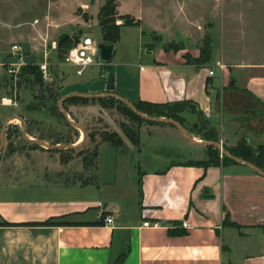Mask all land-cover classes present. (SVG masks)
Masks as SVG:
<instances>
[{"label":"crops","instance_id":"0c3cea01","mask_svg":"<svg viewBox=\"0 0 264 264\" xmlns=\"http://www.w3.org/2000/svg\"><path fill=\"white\" fill-rule=\"evenodd\" d=\"M215 45L204 65L187 62L183 51L169 54L156 46L147 62L124 63L127 71L116 75L115 92L132 102L193 101L202 114L185 118L192 125L206 123L227 147L264 145V61L246 54L230 58L224 50L219 56ZM106 75L85 91H105ZM119 134L125 146L116 149L141 159V148ZM142 134L175 138L182 156L161 170L137 168V178L132 169L130 196L118 190L102 194L100 154L106 144L99 147V168L89 184H83L90 174L82 162L73 176L39 174L25 169V161L14 176L0 175V264H113L126 251L124 264H264V176L241 164L182 165L204 160L192 148L207 147L192 144L172 125L141 126ZM226 213L240 230L223 225ZM103 214L113 222L107 224L105 216L103 224H88L101 222ZM48 220L64 224H38ZM147 221L160 225L145 227ZM176 228L188 234L170 236L168 230ZM231 228L238 233L229 232L227 240Z\"/></svg>","mask_w":264,"mask_h":264},{"label":"rangeland","instance_id":"374dc122","mask_svg":"<svg viewBox=\"0 0 264 264\" xmlns=\"http://www.w3.org/2000/svg\"><path fill=\"white\" fill-rule=\"evenodd\" d=\"M104 5L105 0H0V138L8 118L18 115L24 121L23 124L20 120H13L6 127L0 154V175L14 176L22 167L19 166L22 161L27 164L25 169L33 168L39 174L62 172L73 176L80 173L81 159L75 157L76 153L72 154L73 160L62 164L60 153L48 151L43 146L33 148V142L26 143L24 127L26 131L31 129L28 134L31 139L43 137L49 144L57 139H62L63 144H68L65 140H73L77 150L89 151L95 145L88 137L89 133L109 130L118 131L125 137L120 124H130L117 109H105L98 101L86 105H64L63 102L70 118L86 129L84 143L79 141L83 135L81 130L77 129L78 133L73 131L60 116L55 123L48 110L44 109L43 103L47 106L54 103L49 99L50 91L43 88L45 85L28 88L18 84V73L24 66L40 67L47 63V73H42L46 85H62L58 89L61 95L57 100L59 109L58 103L63 96L72 92L91 93L85 89L98 87L104 72L108 73L107 78L110 73L121 78L127 71L124 63L147 62L151 56L149 52L156 46H162L169 54L183 51L189 63L200 57L207 45L212 47L213 42L219 56L224 50L230 58L246 54V58L251 60L264 61V0H117L115 23L120 25L127 17L134 24L122 27L120 39L108 62L100 58V63L86 67L83 75L79 76L76 68L66 61L58 63V39L64 34L80 40L90 36L99 44L104 36L99 13ZM54 42L56 48H53ZM222 43L224 48L217 50ZM15 45L20 47L17 52L13 50ZM56 73L60 76L59 83L54 81ZM82 84H87L86 88ZM4 99L12 103L8 104ZM188 114L191 112L187 111L185 117ZM185 121L187 126H193L186 118ZM199 129L202 132L195 131L194 134L201 135L205 131ZM140 146L143 152L141 159L137 156L132 158L126 150H117L106 144L100 154L103 196L111 190L130 196V190L134 189L132 169L136 168L137 178V168L161 170L182 156L177 140L160 134L151 137L142 134ZM192 149L197 158L208 159L209 153L205 148ZM114 153H117L115 157ZM97 165L99 168V163ZM229 232L238 233L235 229H226L227 240H230Z\"/></svg>","mask_w":264,"mask_h":264},{"label":"trees","instance_id":"16d2710c","mask_svg":"<svg viewBox=\"0 0 264 264\" xmlns=\"http://www.w3.org/2000/svg\"><path fill=\"white\" fill-rule=\"evenodd\" d=\"M117 0H105V5L102 7L100 13H99V20H100V26L102 28V32L104 35L107 36L109 43L116 44L120 39L121 29L122 27L132 26L134 23L127 17L123 19V23L120 25H117L115 23L116 16H117ZM80 42V39L78 37H73L68 34L61 35L58 39V45L56 49L57 54V61L58 63H65L67 53L70 49L77 46V44ZM212 47L206 46L204 50L201 51V56L196 58L192 63L197 65H204L208 64L212 60ZM110 71V69H109ZM43 72L41 71L40 67L38 65H27L24 66L19 74V85L21 87H28L31 86H43L46 92L50 91V97L49 99H52L54 101L53 105L47 106L46 103H43L42 101H39L40 103H43L44 109L48 110V113L52 117V119H55V123L58 122V117H61V120L63 123H66L73 131L77 132V129L72 127L64 117L61 111L57 108V100L61 97L58 93V89L62 86L58 78L60 77L58 73L55 75L57 78H55V82L59 83V85H46L44 79H43ZM55 84V83H52ZM50 86V87H49ZM48 87V89H47ZM80 91V90H79ZM84 92V90H81ZM87 92V91H85ZM37 98H39L37 95H35ZM98 101L100 105L105 109H117L122 115L126 116L130 122V124L127 123H121L120 128L122 132L124 133L126 139L136 148L140 149L141 145V137H140V127L142 124H149V125H165L164 123H155V122H149L144 119H142L140 116L135 114L133 110L125 105L121 100L116 98H84V97H70L64 101V105L66 104H82L86 105L89 102ZM135 106L140 110L141 112L148 114L150 116L155 117H167L172 118L178 122H180L182 125H184L188 131L193 134L195 131L202 132L199 128L204 129L205 131L201 133L202 139L206 141H216L218 140V136L214 129H208V126L206 123L200 124L195 123L192 127H188L186 125L185 121V114L188 112H191V114H199L201 115V111L199 110L196 103L190 100H181V101H173V102H166V103H154L144 100H138L137 102H133ZM29 105V104H28ZM27 105V108H28ZM30 106V105H29ZM67 107V106H66ZM43 109V110H44ZM35 111V110H30ZM27 133H31V129H27ZM88 137L92 140L93 143H95L93 149L89 151H85L84 149L80 150H69L66 152V150H51L53 152H58L61 155V163L66 164L74 159L73 153H76L75 157H79L81 159V162L83 164L84 170L86 172H89L91 169V174L89 178L83 179V184H89V181H93L96 177V170L98 167V156H99V147L102 144L111 145L115 148H124L125 141L123 137L119 134L117 131H109V130H102V131H96L89 133ZM97 138H99V141H97ZM39 139L45 140V138L40 137ZM68 144H74L75 142L73 140H65ZM26 143L31 142L29 140L25 141ZM62 139H57L52 144H59L62 143ZM31 146L33 148H40V145L36 143H31ZM226 149L233 154L234 156L240 157L246 161L251 162L252 164L256 165L260 169L264 171V145H259L256 148L250 146L246 142H242L239 145L235 147H227ZM206 150H208L209 157L207 160H190L185 163H182L184 166H195V167H202L204 169H208L212 166H228V165H238V163L234 162L232 159L223 156L220 157V152L215 147H207ZM71 154V155H69ZM80 176V175H79ZM83 176V175H81ZM141 186V180L139 181ZM107 216V214H103V219L101 222L96 223H88V224H103L104 218ZM177 225L181 224V222H176ZM4 225H11L13 223L9 222H2ZM25 224V223H24ZM43 225H63L62 222H55L52 220H48L46 222H39L38 223ZM223 225L226 227H234L237 229H241V226L233 221H231L230 216L228 213H226L225 218L223 220ZM262 230H264V226L261 227ZM168 233L170 236H184L188 234V231L185 229H169ZM128 255V251L120 254L118 259L113 264H124L125 259Z\"/></svg>","mask_w":264,"mask_h":264},{"label":"water","instance_id":"95a60500","mask_svg":"<svg viewBox=\"0 0 264 264\" xmlns=\"http://www.w3.org/2000/svg\"><path fill=\"white\" fill-rule=\"evenodd\" d=\"M99 50H100V58L101 60H103L104 62H108L113 55L114 52V43H109L107 36L104 35L102 38V41L98 44ZM84 97V98H116L121 100L125 105H127L128 107H130L133 112L135 114H137L138 116H140L142 119L149 121V122H155V123H164V124H168V125H172L174 127H176L177 129H179L181 131V133L183 134V136L190 141L192 144L197 145V146H201V147H215L217 148L219 151H221L222 156H226L230 159H232L234 162L244 165L246 167H248L249 169L257 172L258 174L264 176V171L262 169H260L259 167H257L256 165L252 164L249 161H246L240 157L234 156L233 154H231L226 147L220 142V141H206V140H196L193 135L188 131V129L182 125L180 122L172 119V118H167V117H155V116H150L148 114H145L143 112H141L140 110H138V108L135 106V104L128 100L127 98L117 94L115 92V76L113 73H110L108 78H107V84H106V88H105V92H101V93H81V92H72L69 93L65 96H63L58 103L59 109L62 112V114L64 115V117L66 118L67 122L74 128L81 130L82 133L84 134V137L82 139V142L84 143L86 137H87V132L86 129L83 125L75 122L74 120H72L70 118V114L67 111V109L64 107L63 102L65 99L69 98V97ZM12 119H19L23 124L24 121L21 119V117H19L18 115H15L13 117L8 118L1 130V138H0V154L2 152V148H3V144H4V140H5V130L7 125L10 123V121H12ZM23 136L26 140H29L33 143H36L40 146L45 147L46 149H51V150H75L78 148V146L74 143V144H63V143H59V144H49L48 142L41 140V139H31L28 136V133L24 127L23 129Z\"/></svg>","mask_w":264,"mask_h":264},{"label":"built area","instance_id":"2783aa9c","mask_svg":"<svg viewBox=\"0 0 264 264\" xmlns=\"http://www.w3.org/2000/svg\"><path fill=\"white\" fill-rule=\"evenodd\" d=\"M53 48H56V42L53 43ZM13 50L17 52V50H20V47L18 45H15L13 47ZM100 50L98 47V43L95 42L90 36L83 38L80 40V42L75 46L74 48L70 49L66 56V62L71 65L72 67L76 68V73L79 76H82L84 73V69L88 66L94 65L95 63H100ZM223 67V65H220ZM41 71L44 75L47 73L48 65L47 63H43L40 65ZM210 76L214 75V70L209 71ZM8 104H11L12 101H6ZM105 222L107 224H110L113 222L112 217L107 216L105 218ZM152 226H159L160 224L158 222L150 223L145 222L144 226L149 227ZM185 225V224H184Z\"/></svg>","mask_w":264,"mask_h":264},{"label":"bare ground","instance_id":"6f19581e","mask_svg":"<svg viewBox=\"0 0 264 264\" xmlns=\"http://www.w3.org/2000/svg\"><path fill=\"white\" fill-rule=\"evenodd\" d=\"M13 120H19V119H12V121H13ZM82 134H83V133H82ZM83 137H84V134L81 136V138H80L79 141H82Z\"/></svg>","mask_w":264,"mask_h":264}]
</instances>
